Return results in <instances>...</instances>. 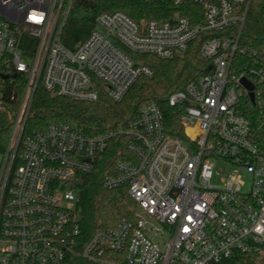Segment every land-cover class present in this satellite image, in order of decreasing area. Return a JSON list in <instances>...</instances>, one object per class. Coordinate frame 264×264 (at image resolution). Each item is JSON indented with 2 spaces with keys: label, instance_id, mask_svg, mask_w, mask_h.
<instances>
[{
  "label": "built area",
  "instance_id": "built-area-1",
  "mask_svg": "<svg viewBox=\"0 0 264 264\" xmlns=\"http://www.w3.org/2000/svg\"><path fill=\"white\" fill-rule=\"evenodd\" d=\"M143 1L163 7L140 20L102 10L71 48L62 32L86 0H0V112L12 122L0 168V264H70L76 256L95 264H230L235 252L264 255V50L245 64L234 58L245 52L252 0ZM201 35L211 71L143 102L127 128L90 135L51 122L26 133L39 86L80 101L102 93L120 101L153 74L140 54L183 56ZM163 103L177 109L182 135L168 132ZM120 135L128 158L102 184L126 185L138 207L79 248L76 182Z\"/></svg>",
  "mask_w": 264,
  "mask_h": 264
},
{
  "label": "trees",
  "instance_id": "trees-1",
  "mask_svg": "<svg viewBox=\"0 0 264 264\" xmlns=\"http://www.w3.org/2000/svg\"><path fill=\"white\" fill-rule=\"evenodd\" d=\"M69 17L62 40L74 48L86 39L94 27L95 17L102 10L121 9L135 19L156 16L163 7L143 0H86ZM207 35L191 42L183 56L163 59L151 54H140L139 59L153 69L151 76H141L120 101H113L105 93L96 102L80 101L66 96H55L39 86L36 90L26 133L45 129L51 122H67L73 130L94 135L109 129L127 128L136 116L139 106L150 99L160 100L165 95L183 88L199 75L211 71L210 60L200 53ZM245 52H236L239 64L249 62L254 54L264 50V0H252L249 5L245 27L240 37ZM239 71V68H238ZM161 101V100H160ZM164 104L167 130L182 135V125L177 109ZM16 103L14 104V107ZM12 132V122L7 113L0 112V153L7 151ZM128 138L120 135L112 139L107 150L98 157L96 169L85 173L76 182L78 188L77 213L80 224L79 248L87 243L99 227H115L125 217L133 218L136 202L128 194V187L105 188L102 177L107 170L114 171L120 159L128 158ZM264 255L235 252L230 264H262ZM70 264H95L76 256Z\"/></svg>",
  "mask_w": 264,
  "mask_h": 264
},
{
  "label": "water",
  "instance_id": "water-1",
  "mask_svg": "<svg viewBox=\"0 0 264 264\" xmlns=\"http://www.w3.org/2000/svg\"><path fill=\"white\" fill-rule=\"evenodd\" d=\"M243 83L249 88V89H253V85L249 82V81H247V80H243Z\"/></svg>",
  "mask_w": 264,
  "mask_h": 264
},
{
  "label": "rangeland",
  "instance_id": "rangeland-1",
  "mask_svg": "<svg viewBox=\"0 0 264 264\" xmlns=\"http://www.w3.org/2000/svg\"><path fill=\"white\" fill-rule=\"evenodd\" d=\"M3 162H4V156L2 155V153H0V168L2 167ZM262 264H264V262Z\"/></svg>",
  "mask_w": 264,
  "mask_h": 264
}]
</instances>
